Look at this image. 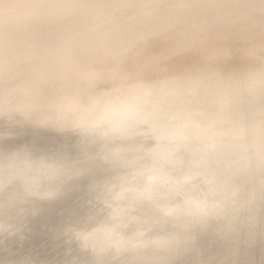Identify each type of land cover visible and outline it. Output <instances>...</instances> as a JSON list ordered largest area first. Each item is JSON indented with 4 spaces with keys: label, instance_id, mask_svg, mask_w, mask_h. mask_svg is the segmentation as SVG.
<instances>
[{
    "label": "clouds",
    "instance_id": "1",
    "mask_svg": "<svg viewBox=\"0 0 264 264\" xmlns=\"http://www.w3.org/2000/svg\"><path fill=\"white\" fill-rule=\"evenodd\" d=\"M0 264H264V0H0Z\"/></svg>",
    "mask_w": 264,
    "mask_h": 264
}]
</instances>
